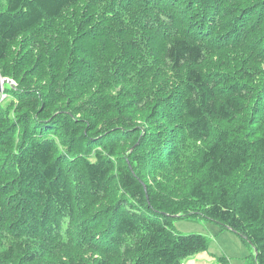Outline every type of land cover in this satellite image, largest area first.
<instances>
[{
  "label": "rangeland",
  "instance_id": "obj_1",
  "mask_svg": "<svg viewBox=\"0 0 264 264\" xmlns=\"http://www.w3.org/2000/svg\"><path fill=\"white\" fill-rule=\"evenodd\" d=\"M5 2L0 0V8ZM261 2L264 0H207L199 12L193 10L194 14L199 13L198 18L204 24L195 23L194 14L188 13L191 19H187L185 12H176L169 5L164 7V16L175 18V28L168 32L176 28L191 29L193 25L198 29L199 35L194 39L205 50L204 59L198 64L188 62L176 66L168 61L165 58L167 32L158 35L146 19L137 21L142 23L140 27H130V14H120L111 5L112 0H101L99 4L97 0H79L62 17L46 23L41 31L33 29L24 33L10 48L7 59L0 61L1 75L11 81L9 91L39 93L47 101L48 113L73 112L76 118L89 122L85 130L91 136L96 133L107 140L118 135L116 126L128 125L133 129L132 137L122 140L113 152L118 160L111 153L113 161L123 164L125 159L140 155L131 166L146 175L144 182L149 184L152 194L147 193L149 202L157 210L185 214L171 218L172 227L181 233L203 234L209 241L207 249L198 251L184 264H255L254 248L241 235L207 217L205 209L218 197L221 187L210 184L205 188L204 198L192 192L205 172L201 167L204 149L218 138L221 130L232 126V122L211 120V136L198 139L187 129L191 118L184 101L190 95L188 72L194 66L215 87L218 102L226 99L237 79L249 87L243 96L244 110L235 115L233 126L236 128L244 125L249 129L254 116L264 111V16L245 15ZM135 3L140 5L138 0ZM138 4L130 9L137 8ZM148 5L163 6L153 2ZM101 13L105 14L104 18ZM94 18L95 23L91 22ZM113 18H126L128 24L122 29ZM246 71L255 74L252 80H248ZM59 75L64 78V89ZM215 78H219L218 84L213 82ZM0 96V101L9 99L3 91ZM137 129L142 132L135 134ZM154 134L157 140H152ZM243 137L251 142L250 135ZM167 138L174 143H167ZM255 155L229 180L220 183L230 188L232 202L256 162ZM110 193L111 199L96 204L77 195L76 210L61 227L63 235L58 233L57 238L29 242L9 233L2 241L0 253L8 245L35 252L34 259L22 256L18 264L122 261L124 246L113 247L101 234L100 238L93 234L102 218L101 209L115 204L113 199L121 195L115 187H111Z\"/></svg>",
  "mask_w": 264,
  "mask_h": 264
},
{
  "label": "trees",
  "instance_id": "obj_2",
  "mask_svg": "<svg viewBox=\"0 0 264 264\" xmlns=\"http://www.w3.org/2000/svg\"><path fill=\"white\" fill-rule=\"evenodd\" d=\"M77 2L79 0H6L0 8V61L7 59L10 48L24 33L33 29L41 31L46 23L62 17L64 11ZM100 2L97 0V4ZM138 2L140 5L135 0H112L111 5L120 14H130V27H140L142 23L137 21L146 19L158 35L167 32L165 58L176 66L188 62L198 64L204 59V47L194 39L199 35L195 25L191 29L179 31L176 28V31L168 32L175 28V18L164 16L163 9L169 5L176 12H185V18L191 19L187 14H194L193 10L199 12L207 0ZM148 2L163 6L151 7ZM134 4L138 7L130 9ZM198 12L194 14V22L204 24L198 18ZM101 14L104 18L105 14ZM260 14L264 16V2L245 12L250 18ZM112 20L122 29L128 22L126 18ZM91 22L97 21L94 18ZM137 48L142 49V45ZM245 73L248 80L255 76L248 71ZM58 79L64 89V78L59 75ZM218 80L215 78L213 82L218 84ZM187 88L190 95L184 104L191 118L187 129L192 136L208 139L213 131L211 120L232 122V126L221 130L218 138L204 149L201 167L205 172L192 192L204 198L205 188L210 184L221 187L218 197L205 209L207 217L235 229L257 248L255 264H264V111L254 116L249 129L244 125L236 128L233 126L235 115L244 110L243 96L249 88L247 85L237 79L226 99L218 102L215 87L192 66ZM8 89L10 84L5 83L3 92L11 103H8L9 99L0 101V250L9 233L29 242L57 238L58 233L63 235L60 230L76 210V196L94 200L96 204L111 199V187L121 191V195L117 200L113 199L115 204L101 209L102 218L93 234H98L96 238L101 234L102 239L107 238L113 247L124 246V258L115 264H184L192 255L208 248L205 235L175 230L171 224L173 214L157 210L149 202L147 193L151 194V187L144 182L146 175L134 171L131 166L140 155L125 159L123 164L113 161L111 153L118 160L114 153L119 143L132 137L133 129L128 125L114 127L118 135L107 140L100 134L91 136L85 130L89 122L76 118L73 112L48 113L47 101L39 93L13 94ZM122 131L126 133L123 136L120 135ZM141 132L137 129L135 134ZM246 134L250 135L251 142L243 137ZM152 140H157L155 134ZM166 142L174 143L170 138ZM173 145L176 147V142ZM253 153L256 162L232 202L230 188L220 183L229 180L246 165ZM32 253L35 252L8 245L0 253V264H18L22 256L32 260ZM98 264L110 263L102 260Z\"/></svg>",
  "mask_w": 264,
  "mask_h": 264
},
{
  "label": "water",
  "instance_id": "obj_3",
  "mask_svg": "<svg viewBox=\"0 0 264 264\" xmlns=\"http://www.w3.org/2000/svg\"><path fill=\"white\" fill-rule=\"evenodd\" d=\"M5 83H10L11 84V81L8 79V78H4L2 75H1V73H0V88H1V92L0 93H2V91L4 90V84ZM182 214H175V215H172L173 217H177V216H181ZM225 226H227V225H225ZM228 227L230 228V229H232V230H234L235 232H237L235 229H233L231 226H229L228 225ZM238 233V232H237ZM239 234V233H238ZM239 235H241V234H239ZM242 236V235H241ZM243 237V236H242ZM252 245V247L254 248V252L255 253H257L258 254V250H257V248L253 245V244H251Z\"/></svg>",
  "mask_w": 264,
  "mask_h": 264
},
{
  "label": "bare ground",
  "instance_id": "obj_4",
  "mask_svg": "<svg viewBox=\"0 0 264 264\" xmlns=\"http://www.w3.org/2000/svg\"><path fill=\"white\" fill-rule=\"evenodd\" d=\"M0 91H1V88H0Z\"/></svg>",
  "mask_w": 264,
  "mask_h": 264
}]
</instances>
